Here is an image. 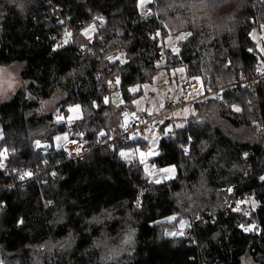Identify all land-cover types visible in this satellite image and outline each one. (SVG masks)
<instances>
[{"label":"trees","instance_id":"16d2710c","mask_svg":"<svg viewBox=\"0 0 264 264\" xmlns=\"http://www.w3.org/2000/svg\"><path fill=\"white\" fill-rule=\"evenodd\" d=\"M138 3L0 0V67L13 65L22 82L0 100L3 264H241L247 258L264 264V146L257 139H264V78L257 94L226 89L195 101L196 114L171 135V121L159 126V154L150 163L174 166L172 180L151 181L136 155L145 148L142 140L97 147L114 126L103 77L119 78L115 88L126 104L162 68L185 66L202 78L205 93L226 87L264 63L250 36L264 24V2L204 0L205 7L201 0H152L146 16ZM99 18L105 24L98 23L91 44L80 39L76 33ZM66 25L75 32L63 44L54 36ZM186 31L194 38L179 41L177 53L160 44ZM119 54L126 63L107 59ZM59 92L65 95L57 104L61 112L81 105V118L70 125L58 121L56 111L41 113V104ZM58 135L78 139L89 153L69 161L54 145ZM37 140L50 148H36ZM29 171L39 177L22 182ZM232 186L256 200L249 216L226 211ZM197 216L192 237L167 235ZM251 224L252 231L240 227Z\"/></svg>","mask_w":264,"mask_h":264},{"label":"rangeland","instance_id":"374dc122","mask_svg":"<svg viewBox=\"0 0 264 264\" xmlns=\"http://www.w3.org/2000/svg\"><path fill=\"white\" fill-rule=\"evenodd\" d=\"M151 1L152 0H145V2L142 5L138 3L139 12L141 15L146 16L150 13V10L147 5ZM98 23L101 26H104L105 20L99 18L97 19V23L95 22L91 23L88 27H86L84 30L81 31L82 36L80 35L79 38L82 39L84 42L92 41L93 37H95L94 35L97 32ZM93 27L95 29L94 31H93ZM86 30L88 33L87 35H85ZM184 33H189V32L186 31ZM184 33L172 35L171 40L168 39L169 36L166 38H162L160 41V44L166 49H170L172 51L173 49H176L178 51L179 41L177 40V37H179L180 35ZM250 36L260 56L264 57V52H261V49L264 48V28H261V27L254 28ZM177 51H174V52L177 53ZM116 57L120 58L118 59L120 62L125 60L123 54H119ZM116 57H114V59ZM0 69H3V71H0V100H1V99H7L11 95H13L21 87L22 82L13 65L6 66V67L2 66L0 67ZM180 69H183V71H180ZM193 77H199V76L189 74L186 67L182 65L171 68V69L162 68V69L157 70L154 73L153 78H152V83L147 84L149 86L147 89H145L143 85L142 87H140L142 88L143 93L139 97L134 99V100L140 101L139 104H136L133 102L131 104H126L123 98L122 92L118 89L113 90V92L110 95V99H107L108 101L107 104L109 106L112 105L114 108H116L115 109L116 110L115 111V122L118 123L121 120V118L124 122L123 115L125 117V121H127L129 115H133V113H135V115L133 116H138L139 115L138 113L140 112H145L149 116H155V115L161 114L162 112H165V101L167 97L172 96L177 101L183 100L188 103L186 107L181 108L170 115H166V117H173L175 120L174 122L175 125L170 124L171 126L169 128L170 129H173L174 127L179 128L177 127V125H183V126L187 125L188 121H190V117L196 114V112L194 111V107H193L194 100L198 99L206 92L204 89V83H203L202 78L199 77L200 79L197 80V79H193ZM153 89H155V91H153ZM241 91H250V90L246 89V90H241ZM64 97H65L64 93L59 92V93H56L49 100L44 101L41 104V113L47 114V113L56 111V119H57V115H59L60 117L63 118L59 121H65L70 125L74 121L81 118L82 108H81V105L76 104V105H72L68 107L66 109L67 111L61 112L57 108V104ZM77 105H79V109H76ZM125 107L129 108V110L127 109L128 110L127 116H125V113H124L125 109H123L122 113H118L119 109L125 108ZM70 108L74 110L69 111ZM185 109H188V111H185ZM149 113H151V115ZM144 118H147V116H145ZM163 120L164 118L160 119V121H163ZM257 124L258 122H255V125ZM149 127L154 130H148ZM146 130H148V135H147L148 137L150 135H154L157 133L161 135L159 127L155 123H153L152 125H148V128ZM56 137H60L61 139L57 140ZM56 137H55L54 145L56 147H60L62 143L66 140L64 139L65 135L63 136L58 135ZM1 138H2V133L0 131V139ZM257 139L260 145L264 146V139L260 135ZM43 142L45 141H40V143H43ZM124 152L129 153V155L125 156V158H130L133 156V153L131 151H124ZM2 157H3V160L5 161L7 158V153L3 152ZM246 165L247 166H245V168L243 169V176H245L249 172L250 167H251L250 164H246ZM234 187L235 186H232L230 189L233 190ZM229 193L230 195L226 196V199H224L226 204L228 200H230L231 198L232 191H229ZM245 207L246 209L247 208H251V209L249 211L243 210L242 212H240V214L245 215V213H247V216H249L251 212H253L257 208V202L251 195H248V198L246 199ZM199 218L200 216L195 217V219H199ZM188 226L189 224L186 225L184 223L183 224L181 223L177 233L183 232L184 229H186ZM251 226H254V224H251ZM241 264H255V263L251 259L247 258Z\"/></svg>","mask_w":264,"mask_h":264},{"label":"built area","instance_id":"2783aa9c","mask_svg":"<svg viewBox=\"0 0 264 264\" xmlns=\"http://www.w3.org/2000/svg\"><path fill=\"white\" fill-rule=\"evenodd\" d=\"M66 31L70 32L71 35L73 34V32H75V30L70 25H66L63 33L56 34L54 36V40H61V39L64 40ZM76 34H78L79 36L80 35L82 36L81 32H77ZM91 42L92 41L90 42L87 41L88 44H91ZM263 78H264V63L255 73L251 75H248L246 73H241L239 76L234 78L228 86L219 87L210 92H207L203 94L201 97H199L198 99L194 100V102L198 100L212 98V97H219L221 93L226 89H232L234 91H241V90L249 89L253 94H257L259 81ZM103 79L105 83L104 89H103L104 90L103 98L105 99L106 97L107 99H110V95L113 92V90H117V88H115L116 80L113 77L111 78L103 77ZM187 104L188 103L183 100L177 101L172 96H169L167 97L165 101V112L163 115L147 116V118L141 117L139 115L138 116L129 115L127 121L124 120V122L122 123L115 122V109L112 105H110L109 107L112 110V115L114 118V126L111 130L110 138L108 140L106 139L102 140L103 142L100 144H97V147L108 144V143H116V142H121L123 144H130L131 142H135L136 140L140 138L144 139L146 136L145 127H147L148 125H152L153 123H155L159 127L161 125L160 119L164 118L166 115H170L174 113L175 111L181 108L186 107ZM167 134L171 135L172 131L167 132ZM35 147L39 149L48 150L50 148V144L47 142H43V143H40L39 147L35 144ZM60 148H62L63 151L66 152L68 160L72 162H77L83 159L89 153V151L84 147V144L80 142L78 139H66L62 143ZM77 149H79V154H77ZM28 173H31V175L24 176L22 179V182L25 183L27 180H31L33 178L37 179V177H39L37 174H35L34 171H29ZM2 187L3 186H0V188ZM247 198H248L247 193H243L239 191L237 186L234 187L232 190L231 198L227 202L226 211L229 213H240L243 210L249 211L251 208L246 209L245 207ZM200 219L202 218L195 219L191 223V225L183 231L184 233L183 235L186 238H190L194 235L195 224Z\"/></svg>","mask_w":264,"mask_h":264},{"label":"crops","instance_id":"0c3cea01","mask_svg":"<svg viewBox=\"0 0 264 264\" xmlns=\"http://www.w3.org/2000/svg\"><path fill=\"white\" fill-rule=\"evenodd\" d=\"M116 109V108H114ZM125 113L128 112L129 108L128 107H125ZM128 109V110H127ZM131 109V108H130ZM116 111V110H115ZM131 111V110H130ZM139 116L141 117H145V116H149L148 114H146L145 112H140L138 113ZM144 114V115H143ZM164 112H162L161 114H158L159 116L163 115ZM124 118V117H123ZM125 120V119H124ZM167 121H171L170 124L172 125H175V120L173 117H164V120L163 122L161 123L160 121V124L162 125L163 123L167 122ZM119 122H123L122 118ZM168 125L167 128H166V132H171L173 129H170L169 127L171 125ZM148 128L145 127V131H146V136L145 138H140L136 141H144V144H145V148H140L138 147L136 149V155L139 159V161L143 164V167H144V170L147 169L146 174L149 176V178L151 179V181L155 182V181H160V182H163V181H167V180H172L176 177L177 175V172H176V169L174 166H168V167H164V168H160V169H155L153 168V166L151 165L150 163V160L157 156L159 154V142H160V135L157 133V134H154V135H150L149 137L147 136L148 135V130H154L152 128L149 127L148 130H146ZM141 153H143L144 155L142 156ZM133 157V156H132ZM130 157V158H132ZM128 159V158H127ZM169 168H174V172H164L162 171L163 169H169ZM151 173V174H150ZM159 182V183H160ZM156 183V182H155Z\"/></svg>","mask_w":264,"mask_h":264},{"label":"snow or ice","instance_id":"6c2138e0","mask_svg":"<svg viewBox=\"0 0 264 264\" xmlns=\"http://www.w3.org/2000/svg\"><path fill=\"white\" fill-rule=\"evenodd\" d=\"M144 2H145V0H139V3H140L141 5H142ZM201 2L204 3V0H201ZM217 2H221V0H217ZM262 2H264V0H262ZM19 6H20L21 8L23 7L22 4L19 5ZM204 6L207 7V4L204 3ZM215 6H216V4L214 3V4H213V7H215ZM100 19H102V18H100ZM254 22H255V21H253V23H254ZM61 23H62V22H61ZM165 27H167V25H165ZM261 28H264V24L261 25ZM94 30H95V29H94V27H93V31H94ZM87 34H88V33H87V30H86V31H85V35H87ZM156 35L159 36V32H157ZM70 36H71V33L66 31V32H65V39L63 40L62 43H63V44L68 43L67 37H70ZM189 37H193V33H191V32H189V33H184V34L180 35L179 37H177V40H178V41L187 40ZM193 38H194V37H193ZM168 39L171 40V36H170V35H169ZM61 46H62V44L58 43V44H56L55 48H59V47H61ZM54 50H55V49H54ZM173 51H177V50H176V49H173ZM249 51H252V49H249ZM261 52H264V48L261 49ZM107 59L110 60V61L114 60V58L111 57V56L107 57ZM115 59H120V58H119V57H116ZM121 62H122V63H126L127 61H126V60H123V61H121ZM228 63L230 64L231 61H229ZM0 71H3V69H0ZM180 71H183V69H180ZM193 79H197V80H199L200 78H199V77H193ZM109 83H111V82H109ZM116 83H117V84L119 83V78H117ZM143 87H144L145 89H147L149 86H148L147 84H145V85H143ZM138 88H139V86H136V87L130 89V91H132V92H136ZM153 91H155V89H153ZM209 91H211V89H209ZM104 102H105V103L108 102L106 97H105V99H104ZM133 103L139 104L140 101H138V100H134ZM162 106H163V105H162ZM232 107H233V110L236 111V112L241 111V109H240L239 107H236L235 105H233ZM76 109H79V105L76 106ZM73 110H74V109H71V108L69 109V111H73ZM185 111H188V109H185ZM149 114L151 115V113H149ZM133 115H135V113H133ZM125 116H127V113H125ZM61 119H63V118L60 117L59 115H57V120L59 121V120H61ZM162 122H163V121H161V123H162ZM177 127H183V125H177ZM102 135H103V133H102ZM56 139H57V140H60L61 138H60V137H56ZM64 139H67V137L65 136ZM36 145H37L38 147L40 146V141H39V140L36 141ZM77 154H79V149H77ZM120 155H121L122 157H125V156H128L129 153H126V152H123V151H122V152L120 153ZM141 155L143 156L144 154L141 153ZM244 155H245V157H246V156H247V153H245ZM0 167H3V165L0 164ZM174 170H175L174 168H169V169H163L162 171H164V172H174ZM145 171H147V169H145ZM150 174H151V173H150ZM27 175H31V173H27ZM53 175H55V173H53ZM21 179H23V176H21ZM260 179H261V180H264V176H261ZM155 182H156V183H159L160 181L157 180V181H155ZM228 191H232V189H228ZM136 205H137V207H140V206H141L139 199H137V201H136ZM245 215H247V213H245ZM167 219L171 221V220H174L175 217H169V218H167ZM18 223H23V221L20 220V221H18ZM181 223L183 224L184 222H181ZM240 227H242L243 230H244L245 232L252 231L253 228H254V226H251V225L248 226V227H245L244 225H240ZM167 235H171V236L181 235V236H182V235H183V232H179V233H177V232H171V233H167ZM130 240H131V235L128 237V239L125 241V243H128ZM0 264H3V262L0 261Z\"/></svg>","mask_w":264,"mask_h":264},{"label":"bare ground","instance_id":"6f19581e","mask_svg":"<svg viewBox=\"0 0 264 264\" xmlns=\"http://www.w3.org/2000/svg\"><path fill=\"white\" fill-rule=\"evenodd\" d=\"M86 42V41H85ZM103 80V79H102Z\"/></svg>","mask_w":264,"mask_h":264}]
</instances>
